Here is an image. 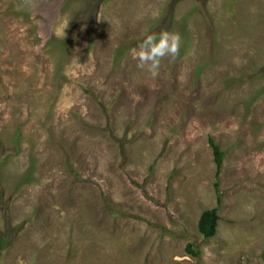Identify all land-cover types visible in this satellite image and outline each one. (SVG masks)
<instances>
[{
	"label": "rangeland",
	"instance_id": "obj_1",
	"mask_svg": "<svg viewBox=\"0 0 264 264\" xmlns=\"http://www.w3.org/2000/svg\"><path fill=\"white\" fill-rule=\"evenodd\" d=\"M88 2L0 0V264H264V0Z\"/></svg>",
	"mask_w": 264,
	"mask_h": 264
},
{
	"label": "clouds",
	"instance_id": "obj_2",
	"mask_svg": "<svg viewBox=\"0 0 264 264\" xmlns=\"http://www.w3.org/2000/svg\"><path fill=\"white\" fill-rule=\"evenodd\" d=\"M182 38L179 33L161 30L159 33L144 34L141 42L131 50V57L137 61V67L153 76L157 74L160 62L165 57L179 55Z\"/></svg>",
	"mask_w": 264,
	"mask_h": 264
},
{
	"label": "trees",
	"instance_id": "obj_3",
	"mask_svg": "<svg viewBox=\"0 0 264 264\" xmlns=\"http://www.w3.org/2000/svg\"><path fill=\"white\" fill-rule=\"evenodd\" d=\"M103 2V0H89L87 4L86 13H88L90 20L95 21L96 15L98 12L99 5ZM92 17V18H91ZM210 145L213 149L214 161L216 164V177L218 178L222 172L223 165H224V156L225 151H223L220 146L212 139H209ZM7 158L0 159V168L3 162ZM71 172L76 174L75 170L69 166ZM218 182H216L217 185ZM1 198L2 194L0 191V206H1ZM219 220L218 209L216 207L212 209H208L202 212L199 221H198V230L204 236V238H211L216 234L217 231V224ZM8 245V237L0 230V254ZM186 250L194 256L200 255L199 249H194L193 245H188Z\"/></svg>",
	"mask_w": 264,
	"mask_h": 264
}]
</instances>
